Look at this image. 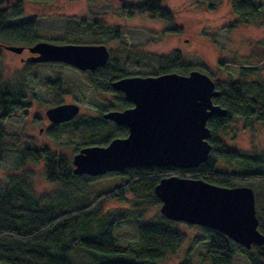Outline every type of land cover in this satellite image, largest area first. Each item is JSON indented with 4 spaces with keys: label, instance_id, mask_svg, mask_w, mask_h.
<instances>
[{
    "label": "trees",
    "instance_id": "1",
    "mask_svg": "<svg viewBox=\"0 0 264 264\" xmlns=\"http://www.w3.org/2000/svg\"><path fill=\"white\" fill-rule=\"evenodd\" d=\"M24 1L28 0H0V47L1 44L29 47L40 41L35 34L37 20L22 18ZM135 8L167 21L172 20L171 12L162 6L160 0H141ZM230 10L237 19L232 25L234 27L257 20L260 5L258 0H230ZM92 39V44L88 45L98 43L96 37ZM76 43L84 41L78 39L72 44ZM260 50L259 55L263 59L264 49ZM149 62L157 66H153L156 76L170 72L186 75L195 69L190 64L182 66L181 56L176 53L152 58ZM256 72L254 67L243 66L239 68L236 78L227 82L215 81L221 96L214 98L213 102L227 109L228 115L209 119L207 126L212 134L209 142L213 148L209 159L198 168H130L122 173L108 175L117 179V186L111 194L107 191L91 193L89 185L102 177L75 175L70 159L52 155L48 150H43L41 154L26 151L24 159L33 156L38 160L43 155L47 180L59 190L38 195L28 175H11L7 178L6 188L0 193V264H155L175 254L186 242V235L175 227L176 222L167 220L161 214L155 222L145 223L142 220L146 211L144 206L161 204L155 196V186L161 178L173 174H192L194 178L224 187H252L258 203V228L264 235V193L257 191L264 182V154L249 155L233 151L217 137L234 115L247 120H264V82L252 79ZM129 76L109 59L106 65L87 77L92 88H108L113 92L111 83ZM57 84L60 85L58 78L48 80L45 86L53 89L59 98ZM115 93L116 104H111L108 111L130 107L122 93ZM25 99L21 81L15 85H0V145L5 137L3 126L6 118L19 112L24 107ZM104 113L96 118L77 116L62 124L57 134H65L69 139L76 138L79 141L75 153L87 146H106L115 138L126 137L128 129L103 119ZM220 160L227 167L237 165L239 171L218 173L216 168ZM138 191L144 193L143 201H132L125 197L127 192L137 195ZM108 198L132 203L130 206H143V211L132 216L128 206L106 211L103 206ZM127 221L134 225L138 239L134 244L124 246L118 243L115 229ZM200 231L202 238H195L193 246L201 241L206 243L207 250L200 256L202 262L233 264L235 256L242 254L249 264H264V244L247 250L214 229L200 227ZM179 264H192L189 250Z\"/></svg>",
    "mask_w": 264,
    "mask_h": 264
},
{
    "label": "rangeland",
    "instance_id": "2",
    "mask_svg": "<svg viewBox=\"0 0 264 264\" xmlns=\"http://www.w3.org/2000/svg\"><path fill=\"white\" fill-rule=\"evenodd\" d=\"M160 2L171 12V21L136 9L141 0H28L23 2L22 18L37 20L35 34L39 40L67 44L79 39L84 43L76 44H92V37H96L98 43L93 44L105 45L110 50V60L130 76H156L153 72L157 66L150 65L149 61L176 53L181 56L182 66L190 64L195 67L193 70L210 75L216 82L236 78L243 66L256 68L252 79L264 82V58L259 55L260 49H264V0H258L260 13L257 20L234 27L237 19L231 13L230 0ZM29 56L28 51L20 55L0 47V85H15L21 81L26 95L24 107L4 122L5 137L0 145V193L11 175H28L38 195L59 190L47 180L43 155L38 160L31 155L24 159L26 151L41 154L48 150L52 155L72 161L79 141L69 139L65 134L59 136L62 124L56 126L50 122L45 114L47 109L62 103H76L81 108L78 117L96 118L117 101V94L110 89L92 88L87 75L79 70L61 63L21 62L20 58ZM57 78L60 80V85L57 84L59 98L53 89L45 86L48 80ZM217 137L233 151L264 154V120H247L234 115ZM238 168L237 165L227 167L220 160L216 169L218 173L227 174L238 172ZM108 175L100 176V180L90 184L89 191L114 192L117 179ZM173 175L194 178L192 174ZM257 189L264 193V182ZM143 196L141 191L137 195L129 192L125 195L132 201H143ZM131 204L108 198L103 209H125L128 206L131 216L143 211V206ZM160 207L161 204L144 206L146 211L142 220L145 223L157 221ZM257 209L256 201V212ZM175 227L186 235L185 244L175 254L155 264H179L188 250L192 264H209L200 259L207 250L206 243L201 241L193 246L195 238H202L200 226L176 222ZM115 235L118 243L124 246L132 245L138 239L130 221L118 225ZM233 264H249V261L246 256L237 254Z\"/></svg>",
    "mask_w": 264,
    "mask_h": 264
},
{
    "label": "water",
    "instance_id": "3",
    "mask_svg": "<svg viewBox=\"0 0 264 264\" xmlns=\"http://www.w3.org/2000/svg\"><path fill=\"white\" fill-rule=\"evenodd\" d=\"M21 54L26 47L1 45ZM38 63H61L79 71H92L107 64L110 51L103 44H56L44 40L27 47ZM133 106L110 110L102 118L128 135L106 146H87L72 157L73 173L90 177L122 173L130 168H198L209 159L210 118H225L227 109L213 102L221 92L206 73L170 72L158 76H129L111 83ZM50 122L60 125L80 114L76 103H62L46 110ZM160 213L169 221L214 229L250 250L264 244L251 187H224L202 179L166 176L154 188Z\"/></svg>",
    "mask_w": 264,
    "mask_h": 264
},
{
    "label": "flooded vegetation",
    "instance_id": "4",
    "mask_svg": "<svg viewBox=\"0 0 264 264\" xmlns=\"http://www.w3.org/2000/svg\"><path fill=\"white\" fill-rule=\"evenodd\" d=\"M188 41V40H187ZM2 45V44H1ZM2 48H3V46H1ZM25 51H28L27 50V47L24 49V51L21 53V54H23ZM110 51V50H109ZM28 53L30 54V56L29 57H26V58H20V60H21V62H26V63H29V62H31L32 63V61L30 60L31 58H33L34 56H36L37 54H33V53H30L29 51H28ZM20 54V55H21ZM34 63H38V62H34ZM98 68H96L95 70H92V71H80L81 73H83V74H86L87 76L88 75H90L91 73H93V72H95L96 70H97ZM191 71V70H190ZM189 71V72H190ZM188 72V73H189ZM187 73V74H188ZM217 88V87H216ZM113 90V89H112ZM219 90V89H218ZM220 91V90H219ZM113 92L115 93V92H117V91H114L113 90ZM221 92V91H220ZM119 93H121V92H119ZM123 94V93H122ZM124 95V94H123ZM220 96H221V94H220ZM219 96V97H220ZM124 98H125V96H124ZM126 100V99H125ZM128 102V101H127ZM129 104H130V107H127V108H131L133 105L130 103V102H128ZM127 108H124V109H127ZM124 109H122V110H124ZM80 111H81V108H80ZM213 117H218V116H213ZM218 118H221V117H218ZM55 126V125H54ZM57 126V125H56Z\"/></svg>",
    "mask_w": 264,
    "mask_h": 264
}]
</instances>
